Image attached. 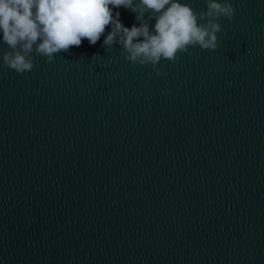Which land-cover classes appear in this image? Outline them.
Returning a JSON list of instances; mask_svg holds the SVG:
<instances>
[{"label": "water", "instance_id": "95a60500", "mask_svg": "<svg viewBox=\"0 0 264 264\" xmlns=\"http://www.w3.org/2000/svg\"><path fill=\"white\" fill-rule=\"evenodd\" d=\"M231 2L160 77L104 36L19 74L0 34V264H264V0Z\"/></svg>", "mask_w": 264, "mask_h": 264}, {"label": "clouds", "instance_id": "9594fccd", "mask_svg": "<svg viewBox=\"0 0 264 264\" xmlns=\"http://www.w3.org/2000/svg\"><path fill=\"white\" fill-rule=\"evenodd\" d=\"M205 3L206 10L197 12L181 0H0V34L9 48L3 64L23 74L34 67L33 53L52 63L54 54L79 47L84 39L94 46L104 36L105 50L118 44L125 60L151 64L160 77L165 75L157 67L162 59L176 63L179 54L192 55L190 47L218 49L219 21H232L236 9L231 0ZM120 7L134 13L139 26L125 27L120 12L113 14Z\"/></svg>", "mask_w": 264, "mask_h": 264}]
</instances>
